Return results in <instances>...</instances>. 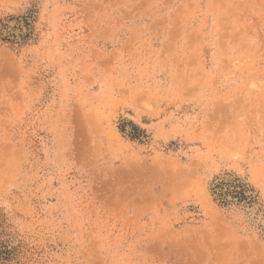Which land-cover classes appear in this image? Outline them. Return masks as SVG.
Wrapping results in <instances>:
<instances>
[{"label":"rangeland","instance_id":"1","mask_svg":"<svg viewBox=\"0 0 264 264\" xmlns=\"http://www.w3.org/2000/svg\"><path fill=\"white\" fill-rule=\"evenodd\" d=\"M0 19V264H264V0Z\"/></svg>","mask_w":264,"mask_h":264},{"label":"bare ground","instance_id":"2","mask_svg":"<svg viewBox=\"0 0 264 264\" xmlns=\"http://www.w3.org/2000/svg\"><path fill=\"white\" fill-rule=\"evenodd\" d=\"M219 220V219H218ZM213 222V221H212ZM218 223V222H217ZM224 223V222H223ZM210 226V225H209ZM220 226V225H219ZM208 227V226H207ZM227 228V227H226ZM205 229V228H204ZM222 229V228H221ZM220 229V230H221ZM200 230V229H199ZM227 230V229H226ZM207 231V233H208V235H210L211 237H213V241H215L216 243H218V242H221V240L222 239H224L223 237H222V235L220 234V231H219V229H218V227L216 226L215 228L214 227H211L210 229H207L206 230ZM200 232V231H199ZM224 232H225V230H224ZM198 235H199V233H198ZM206 235V234H205ZM204 235V236H205ZM224 235V234H223ZM207 236V235H206ZM228 236V235H227ZM199 239H200V237H199ZM207 239H209V236L207 237ZM237 240V239H236ZM237 241H239V240H237ZM240 242V241H239ZM211 243V242H210ZM206 244V243H205ZM220 244V243H219ZM214 245V247H215V244H213ZM219 246V245H218ZM227 248V247H226ZM225 249V248H224ZM205 250V249H204ZM213 250V249H212ZM226 251V250H225ZM224 251V252H225ZM218 255L221 257V255H220V253L218 252ZM212 256H214V253H212ZM223 256H224V254H223ZM227 256V255H226ZM214 258V257H213ZM229 258V257H228ZM216 260V259H215ZM242 260V259H241ZM240 262V261H239ZM252 263H253V261H251ZM250 262V263H251ZM222 264H223V261L221 262ZM228 263V262H227ZM255 264V263H254ZM261 264V263H260Z\"/></svg>","mask_w":264,"mask_h":264},{"label":"trees","instance_id":"3","mask_svg":"<svg viewBox=\"0 0 264 264\" xmlns=\"http://www.w3.org/2000/svg\"><path fill=\"white\" fill-rule=\"evenodd\" d=\"M2 24V20L0 19V25ZM27 25H29V23H27ZM29 27V26H28ZM30 28V27H29ZM28 28V32L25 34V35H23V34H21V36L20 37H22V39L23 40H27L29 37H30V35H31V31H30V29ZM11 36L12 37H17L15 34H11ZM0 37H2L1 36V31H0Z\"/></svg>","mask_w":264,"mask_h":264}]
</instances>
